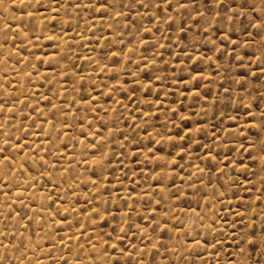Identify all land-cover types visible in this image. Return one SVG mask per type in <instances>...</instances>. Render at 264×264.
I'll list each match as a JSON object with an SVG mask.
<instances>
[{"label":"rangeland","instance_id":"1","mask_svg":"<svg viewBox=\"0 0 264 264\" xmlns=\"http://www.w3.org/2000/svg\"><path fill=\"white\" fill-rule=\"evenodd\" d=\"M43 2L0 3V264L264 261V0Z\"/></svg>","mask_w":264,"mask_h":264},{"label":"snow or ice","instance_id":"2","mask_svg":"<svg viewBox=\"0 0 264 264\" xmlns=\"http://www.w3.org/2000/svg\"><path fill=\"white\" fill-rule=\"evenodd\" d=\"M12 4L15 5L16 3V0H11ZM53 2H55L57 4V7L56 9H54V11L59 12V3H60V0H53ZM189 2H192V0H189ZM215 4L217 5H220L223 3V0H214ZM0 3H3V0H0ZM36 3L38 5L39 8H45V9H51V5L50 4H45L43 2V0H36ZM63 3L67 6V7H72V8H76L78 7V5L76 4H69L68 3V0H63ZM164 3H167L170 5V0H164ZM98 7L100 8H106L107 7V3L104 2V3H100L98 5ZM158 7V5H157ZM181 7H188V4L185 3V4H180L179 2L177 3V8H181ZM216 15H219V13H215ZM198 15H202L200 13H198ZM45 19H47L46 17H44ZM52 20H56L57 19V16H53L51 18ZM169 20L172 19V17H169L168 18ZM256 27H260L262 29H264V20L262 21H259L256 25ZM145 31H148L150 32L151 30L150 29H146ZM25 36H27V33H24ZM229 42H231V37H226ZM37 40L39 39V37L36 38ZM145 41L141 40V43H144ZM246 43V42H245ZM221 47H223V43L221 44ZM219 49H214V51H218ZM231 52H235V49H232ZM225 54H230L229 52H226ZM262 55H264V53H262ZM259 58V57H258ZM181 63H183V61H181ZM239 66V65H238ZM190 73H192L190 75V78L188 80V83L189 84H192L193 87H192V91L193 92H196V84L199 82V80H202L204 78L203 76V73L201 72H194L189 69L188 70ZM261 74L264 75V69H261ZM253 75H255V73H253ZM157 80H160L161 78L160 77H156ZM247 80V76H241L240 80L236 81V83L241 87L243 88L245 91H247V89L245 88V85H244V82ZM135 82V81H133ZM117 83H119V81H117ZM111 91V89H110ZM197 95L199 93H196ZM205 99H207V97H205ZM230 99V98H229ZM243 102V101H241ZM0 111H3V107L2 105H0ZM259 115L261 116V123L259 125L257 124H254L253 121L255 119V114L251 113V111H249V116H250V119L248 121H246V123L248 124H252V126H255V127H260L261 125H264V110H261ZM229 119H235V117H229ZM192 130H189V133H191ZM196 132H201L202 129L200 127H197L195 129ZM88 135H92L94 136L95 134L94 133H88ZM169 140L172 139V137H168ZM178 139H181L183 140L184 137L183 136H178ZM189 141H191L192 143H197L196 141V138L195 136H192L191 134H189ZM5 143L7 144L8 141H5ZM93 148H97V145L95 143H93L91 145ZM23 147V145H21V148ZM177 147H179V152L178 153H175L172 158H171V164H172V168H173V171H175L176 169H179L181 168V165L179 163L178 160H176V156L177 155H180V153H185V154H189V145H188V142L186 141L185 142V145L184 146H180V145H177ZM241 147H244L243 145H241ZM248 148H252L253 147V144L252 143H249ZM5 149L3 148H0V153H4ZM99 151V149H98ZM261 151L264 152V144H261ZM155 155V154H154ZM184 157L181 156V159H183ZM160 159H164L163 157H161ZM206 159H209V160H212L214 159V157L212 156V153H211V150L209 149L207 152H206ZM4 163H7L9 168L12 169L14 168V165H15V161L13 160L12 156L10 155H5L3 157L2 160H0V164H4ZM169 166V163L166 159H164V163L160 166L161 168H166ZM214 167L216 168L217 171H222V169H220L219 167V164H216L214 165ZM198 170L200 171H203L202 169H199V166H197ZM157 175H159V173H157ZM167 179V177H161V179L158 181V183H163L164 180ZM4 186H7V185H4ZM262 197H264V193H262ZM157 204H159V202H156ZM150 211H152L153 213L156 211L155 208H151ZM18 215V213H17ZM262 216H264V211H262L261 213ZM102 218V217H101ZM113 219H115V217L113 216ZM154 219V217L152 218ZM137 228H139L140 226L139 225H136ZM156 228H159L161 229L162 231L163 230H167V225L166 224H163L162 222H159L157 221L156 222ZM247 228L251 229L250 232H248L245 237H244V244L246 247H251L253 250H258L257 251V254L258 255H264V220H261L260 224H259V231L257 232V225H256V222L255 221H251L247 224ZM154 231L156 229H153ZM120 231L123 232L124 229L123 227L121 226L120 228ZM144 231H146V229H144ZM199 234V233H198ZM127 234L125 233V236ZM118 239H121V241L123 240V238L121 237H118ZM192 245L193 246H203L204 248H207L208 247V244L206 243H203L202 241L200 240H197L195 237L192 238ZM185 243H187V241H185ZM217 243H219V241H217ZM111 247L113 249H116V245H111ZM132 247L134 248L135 245H132ZM158 246L157 245H153V248H157ZM212 247H215V245L213 244ZM119 251L121 253L124 252V249L121 248L119 249ZM245 251V248H240V252L243 254ZM129 255H131V253H129ZM9 264H11V262L9 261ZM64 264H67V261L65 260ZM138 264V262H137ZM206 264V262H205ZM228 264H232V261H229ZM257 264H264V261H258Z\"/></svg>","mask_w":264,"mask_h":264},{"label":"bare ground","instance_id":"3","mask_svg":"<svg viewBox=\"0 0 264 264\" xmlns=\"http://www.w3.org/2000/svg\"><path fill=\"white\" fill-rule=\"evenodd\" d=\"M42 41V40H41ZM231 133V132H230ZM42 200V199H41ZM43 203V202H42ZM31 220V219H29ZM33 220V219H32ZM192 225V224H191ZM24 226V225H23ZM46 230V229H45ZM93 232V231H92ZM24 233V232H23ZM25 234V233H24ZM13 235V234H12ZM24 237V236H23ZM183 241V240H182ZM168 247V246H167ZM178 250V249H177ZM172 256V255H171ZM25 258V257H24ZM174 258V257H173ZM187 258V257H186Z\"/></svg>","mask_w":264,"mask_h":264}]
</instances>
